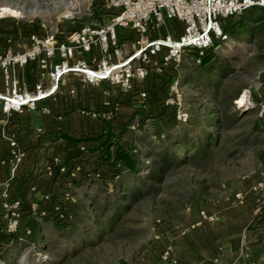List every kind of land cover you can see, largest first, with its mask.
I'll use <instances>...</instances> for the list:
<instances>
[{"label": "rangeland", "instance_id": "obj_1", "mask_svg": "<svg viewBox=\"0 0 264 264\" xmlns=\"http://www.w3.org/2000/svg\"><path fill=\"white\" fill-rule=\"evenodd\" d=\"M106 1L0 0V52L22 51L30 34L52 35L56 41H64L81 27L103 25L114 15L106 8ZM243 18L242 14L232 16L223 21L222 27L238 28ZM164 27L166 23L152 30L151 36L163 34ZM219 39L216 60L207 71L195 64L192 53H185L176 65L179 75L160 79L163 98L149 100L146 106L142 102L128 105L119 101V110L112 109L113 129L118 137L113 142L130 153L139 169L137 174L119 173L114 180L116 190L112 188L114 182L107 183L109 191L104 183L114 178L115 172L114 158H110L115 148L105 152L108 140L97 148L72 150L69 174L74 186L68 198L51 212L56 222L64 224L68 221L64 207L78 205L73 229L45 223L39 230L40 237H44L40 240L42 247L21 245L24 235H33L35 220L26 219L20 203L16 230L6 232L10 213L4 205L15 201L0 202V264H157L166 227L181 225L189 206L205 207L219 196L230 197L238 189L240 179L251 175L264 160V119L258 117L256 107L242 112L243 108L235 104L244 93L250 94L255 105L260 102L257 94L264 90V34L237 29ZM156 78L152 76L151 81ZM174 81L181 88V106L192 124L179 125L174 107L166 104ZM216 83H220L218 89L208 86ZM139 99L146 97L139 95ZM105 107L97 110L105 113ZM24 113L27 112L14 114ZM216 119L221 120L219 126L214 123ZM1 125L5 127L1 147L5 149V143L10 147L11 142L17 145V136L8 128L13 125L10 119H0ZM255 125L258 130L253 132ZM210 134L215 140L206 146L204 137ZM184 136L191 138L186 148L179 143ZM197 136H201L202 144L193 139ZM194 149L202 153L190 158L196 155ZM89 174L100 177L101 186H93L96 179L78 185L77 181ZM136 190L143 198L129 201L127 195ZM115 211H119L115 222L108 226ZM25 241L33 242L34 235ZM4 255L7 258H2Z\"/></svg>", "mask_w": 264, "mask_h": 264}, {"label": "crops", "instance_id": "obj_2", "mask_svg": "<svg viewBox=\"0 0 264 264\" xmlns=\"http://www.w3.org/2000/svg\"><path fill=\"white\" fill-rule=\"evenodd\" d=\"M149 27L152 31V23ZM180 32L178 21H167L163 34L157 36L176 38ZM117 38L123 56H127L137 35L130 29L118 28ZM98 54L97 49L90 53L75 52L66 62L68 65L78 60L90 62ZM162 56L152 60L144 82L134 79L127 92L106 81L88 85L81 75L69 74L60 80L57 93L38 103L37 111L10 116L0 113V119H10L13 123L8 128L17 136L18 152L22 154L21 162L15 164L13 149L6 143L3 149L0 140V202L17 201L31 210L33 205H44L45 195H49V202L65 201L74 186L69 174L72 150L97 148L106 140L113 143L111 149L115 148L113 141L118 137L113 129L112 109L119 110L118 102L126 101L128 105L142 102L146 106L149 100L163 98L160 79L179 75L174 63L161 65ZM51 62H61L58 53ZM47 75L48 71L41 69L38 61L16 70L19 87L28 92H33L39 83L49 88ZM152 76L157 78L151 81ZM135 94H144L146 100L141 101ZM257 98L264 103V90ZM102 105L106 106L105 113L97 110ZM43 108L48 112H42ZM4 129L1 125L0 136ZM263 177L264 160L251 175L240 179L238 189L230 197L219 196L205 207L189 206L181 225L166 227L163 250L169 248L177 264H264V194L251 190ZM238 192L245 195L243 205L231 204ZM200 210L215 220L200 221Z\"/></svg>", "mask_w": 264, "mask_h": 264}, {"label": "built area", "instance_id": "obj_3", "mask_svg": "<svg viewBox=\"0 0 264 264\" xmlns=\"http://www.w3.org/2000/svg\"><path fill=\"white\" fill-rule=\"evenodd\" d=\"M106 8L114 12L107 23L81 27L63 42H57L52 35L30 34L28 45L22 51L1 52L0 111L5 114L37 111L38 103L51 98L57 92L62 77L69 74L81 75L83 82L88 85L106 81L127 92L131 81H143L147 78L152 60L160 54L163 55L162 66L168 63L179 65L185 53H192L195 64L199 65L215 41L225 37L223 21L251 8L264 9V0H107ZM167 21H178L181 24L179 36L174 38L162 35L152 38L150 23L155 30ZM118 28H128L137 35L134 48L127 56H123L118 42ZM93 49H97L99 54L90 62L78 60L73 65L67 64L66 60L73 57L75 52L90 53ZM56 53L61 59L59 64L51 62ZM37 61L41 69L48 71L50 87L45 89L39 83L35 85L33 92L22 90L16 70ZM169 90L166 104L174 107L177 123L184 125L189 114L181 106L182 91L177 81L172 82ZM237 101L235 104L238 108L256 107L258 117L264 119V103L255 105L249 93L246 94L243 105H239ZM42 112L46 113L48 109L43 108ZM10 147L13 149L14 162L18 164L22 154L18 152L16 143L11 142ZM251 190L264 194V177ZM49 200V195H45L44 205H33L31 214L45 218L48 212L44 206ZM244 201L245 195L238 192L234 194L231 204L243 205ZM4 207L10 213L6 232L13 233L16 230L20 203L15 201ZM199 218L206 222L215 220L205 210L199 211ZM158 264H177L169 248L161 251Z\"/></svg>", "mask_w": 264, "mask_h": 264}, {"label": "trees", "instance_id": "obj_4", "mask_svg": "<svg viewBox=\"0 0 264 264\" xmlns=\"http://www.w3.org/2000/svg\"><path fill=\"white\" fill-rule=\"evenodd\" d=\"M255 8H251V9H248L246 11H244L243 13H241L244 18L240 20V23L237 25L238 28H235V25H231L230 27H226V28H223V35L225 37H228L230 34H232L235 30L237 29H241L243 30L244 32H247V31H250L251 33H256V34H264V9L263 8H257L259 9L258 12H254V11H251ZM252 22H257V25H254V26H251V25H248ZM221 42L220 39L216 40L213 47H211L210 49L207 50L206 52V55L205 57L201 60L200 64H199V67L201 69H203V71H207V67L208 65L216 60L215 59V48L218 46V43ZM223 42V41H222ZM210 79L214 78V77H209ZM209 87H212V88H215V89H218L219 86H220V83H216V84H209L208 85ZM215 124H217L218 126L221 124V120L219 119H216L214 121ZM186 124H192V120L191 119H188L187 123ZM184 124V125H186ZM194 124V123H193ZM195 127H197L198 125H193ZM253 132H256L258 130V127L257 125H255L253 127ZM188 139H191L189 136H184L181 141L179 142L180 145H184V148H186V142ZM193 139L196 140V142H198L199 144H202V138L201 136H197V137H194ZM215 138L213 136V134H210V135H205L204 137V141H205V145L206 146H210L211 144H213ZM113 146V143H106L105 147V152H110V149L111 147ZM180 149H178L179 151ZM186 150V149H184ZM193 150V149H192ZM196 151V155H193L192 157L190 158H195V156L199 155L200 153H202L201 149H194ZM104 152V153H105ZM130 153H128L126 150H124V148L122 147H115V149L113 150V153L111 154L110 158H114V161H115V165H114V173L112 176H114V178H112L110 181L108 182H104L106 183L105 185V189L107 191L108 188H107V183H113L114 180L117 179V176L119 175V173H123V172H126V173H129V175L131 174H137L139 172V169L136 167V162L135 160L133 159V157L131 155H129ZM175 154V153H174ZM174 155H171V158H173ZM174 159V158H173ZM175 160V159H174ZM162 162L163 164L166 163V159H162ZM176 162V160H175ZM99 178V179H98ZM97 180V181H93V186L95 184L97 185H100L101 186V181L100 180V177H97L95 174H89L87 176H85L84 178H82L81 180H79V183L78 185H82V184H88L90 182V180ZM103 179V178H101ZM107 179V178H106ZM107 181V180H106ZM116 182H114V185H113V189L116 190V186H117V183L115 184ZM128 196V199L129 201H138L140 200L141 198H143V194L138 190L130 193ZM125 198V197H124ZM51 203H55L53 204L54 206L56 205L57 206V203L56 202H51ZM49 203H47L44 207L46 208L47 212H48V215L45 217V218H39L37 216H34L32 215L29 211V207H24L25 208V215L27 216L26 219H29L30 221L33 222V220H35V225H34V229H33V235H34V241L33 242H27L25 241L26 239H31L32 236H26L24 235V241H22L23 243H20L21 245L22 244H27V245H32V246H35V247H42L43 245H41L40 243L42 241V239H44V237H40V227L42 224H45V223H50L52 225V227L54 228H58V229H65V230H71L74 228L75 226V221L76 219L78 218V215H79V208H78V205H70L68 204L66 207H64L65 211H66V216L68 218V221L65 222L64 224L63 223H59V222H56L54 220V213L51 212V209L54 207L53 205H48ZM59 206V205H58ZM61 207V206H60ZM117 210V209H116ZM119 211H115L114 215L108 220L107 222V225L108 226H111L114 224L115 222V218L117 216ZM69 216V217H68ZM98 221V219H97ZM95 221V223L97 222ZM42 236V235H41ZM7 238V237H6ZM11 240V237H8L7 240ZM8 240V241H9ZM14 242H18L17 240H15ZM19 244V245H20ZM49 250V249H48ZM47 250V251H48ZM2 258H7V256L5 257L2 256Z\"/></svg>", "mask_w": 264, "mask_h": 264}, {"label": "bare ground", "instance_id": "obj_5", "mask_svg": "<svg viewBox=\"0 0 264 264\" xmlns=\"http://www.w3.org/2000/svg\"><path fill=\"white\" fill-rule=\"evenodd\" d=\"M245 101H246V94H243L237 102L239 105H243Z\"/></svg>", "mask_w": 264, "mask_h": 264}, {"label": "water", "instance_id": "obj_6", "mask_svg": "<svg viewBox=\"0 0 264 264\" xmlns=\"http://www.w3.org/2000/svg\"><path fill=\"white\" fill-rule=\"evenodd\" d=\"M246 109L243 108L242 112H244Z\"/></svg>", "mask_w": 264, "mask_h": 264}]
</instances>
